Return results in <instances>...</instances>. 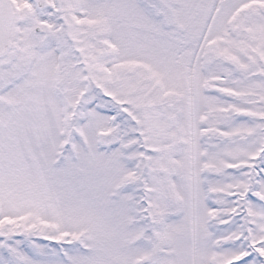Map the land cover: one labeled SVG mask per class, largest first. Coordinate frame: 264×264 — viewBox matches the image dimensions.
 <instances>
[{"label": "snow or ice", "instance_id": "obj_1", "mask_svg": "<svg viewBox=\"0 0 264 264\" xmlns=\"http://www.w3.org/2000/svg\"><path fill=\"white\" fill-rule=\"evenodd\" d=\"M0 264H264V0H0Z\"/></svg>", "mask_w": 264, "mask_h": 264}]
</instances>
